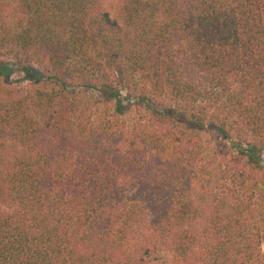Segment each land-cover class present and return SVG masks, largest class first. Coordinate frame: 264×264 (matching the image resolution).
Masks as SVG:
<instances>
[{
    "label": "trees",
    "instance_id": "obj_1",
    "mask_svg": "<svg viewBox=\"0 0 264 264\" xmlns=\"http://www.w3.org/2000/svg\"><path fill=\"white\" fill-rule=\"evenodd\" d=\"M263 11L0 0V75L37 76L0 83V264H264ZM80 90L126 91L132 124L93 128Z\"/></svg>",
    "mask_w": 264,
    "mask_h": 264
},
{
    "label": "rangeland",
    "instance_id": "obj_2",
    "mask_svg": "<svg viewBox=\"0 0 264 264\" xmlns=\"http://www.w3.org/2000/svg\"><path fill=\"white\" fill-rule=\"evenodd\" d=\"M264 15V11H263ZM6 69L8 70L5 75H0V83H9L11 86H27L31 82L36 80V74L34 72H23L16 67H14L9 61H6ZM38 80V79H37ZM79 96L82 97L84 102H91L93 105V115H92V127L97 129L102 126V123H105V119L109 118L112 121L117 118L119 120H124L127 125H131L134 115H135V106L134 99L131 95H129L126 91L119 92V100H121L120 104L118 102H112L111 99L107 97L106 94L93 92L89 90H80L77 91ZM118 108V110H117ZM117 110V112L115 111ZM130 128V127H129ZM112 129H115L114 127ZM194 129V128H192ZM198 134L201 136L202 140L205 143V154H211L213 150L218 151H226L230 149L229 140L225 139V137L220 134L215 133L214 130L211 129H200ZM231 155H236V151L234 149L229 150ZM258 189L261 188V184H259ZM259 225L261 227V251L264 254V213L260 212L259 214ZM158 259V258H157ZM159 261H163L159 258ZM153 263H157L153 258ZM159 263V262H158Z\"/></svg>",
    "mask_w": 264,
    "mask_h": 264
}]
</instances>
